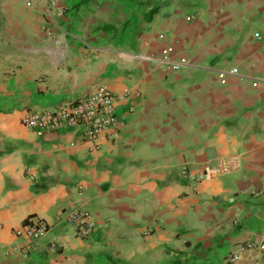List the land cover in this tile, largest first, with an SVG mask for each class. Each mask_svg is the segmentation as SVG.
<instances>
[{"label":"crops","instance_id":"0c3cea01","mask_svg":"<svg viewBox=\"0 0 264 264\" xmlns=\"http://www.w3.org/2000/svg\"><path fill=\"white\" fill-rule=\"evenodd\" d=\"M45 1L0 0V264H229L264 241V0ZM101 86L115 139L21 123ZM30 217L38 243L14 234Z\"/></svg>","mask_w":264,"mask_h":264},{"label":"built area","instance_id":"2783aa9c","mask_svg":"<svg viewBox=\"0 0 264 264\" xmlns=\"http://www.w3.org/2000/svg\"><path fill=\"white\" fill-rule=\"evenodd\" d=\"M27 1L30 5L38 0ZM45 4L49 12L55 14L54 17H62L63 11L56 6L54 0H46ZM160 61L168 63V68L173 71L187 64L185 59L171 61L167 55L162 56ZM129 94L130 91H125L122 97H129ZM133 95L139 96V93L134 92ZM115 100L110 91L105 86H101L88 97L65 103L53 110L27 111L22 117L21 123L27 129L43 133L63 128H82L84 140L95 144L102 134H108L110 139H115L118 136L121 123L115 112ZM182 174L185 175L186 172L183 171ZM67 219L72 224L75 235L79 238L85 239L94 231L95 222L86 210L71 211L68 213ZM48 231L49 224L44 219L30 217L23 225L14 230V234L31 243H38L47 235ZM58 247V244L52 243L49 250L56 252ZM254 249L264 251V241L254 239L236 245L229 255V264L238 261L244 252ZM21 251L24 256L27 255L25 249Z\"/></svg>","mask_w":264,"mask_h":264}]
</instances>
